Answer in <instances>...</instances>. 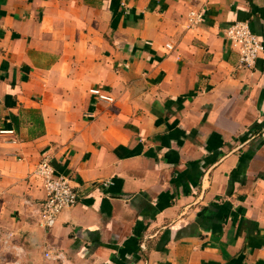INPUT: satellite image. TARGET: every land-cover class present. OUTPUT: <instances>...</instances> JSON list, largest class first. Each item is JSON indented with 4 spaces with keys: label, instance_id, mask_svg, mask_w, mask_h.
I'll return each mask as SVG.
<instances>
[{
    "label": "crops",
    "instance_id": "0c3cea01",
    "mask_svg": "<svg viewBox=\"0 0 264 264\" xmlns=\"http://www.w3.org/2000/svg\"><path fill=\"white\" fill-rule=\"evenodd\" d=\"M236 21L264 40V0H0V264H264V51L240 65ZM46 156L78 193L50 228Z\"/></svg>",
    "mask_w": 264,
    "mask_h": 264
},
{
    "label": "built area",
    "instance_id": "2783aa9c",
    "mask_svg": "<svg viewBox=\"0 0 264 264\" xmlns=\"http://www.w3.org/2000/svg\"><path fill=\"white\" fill-rule=\"evenodd\" d=\"M194 16L195 13L192 12ZM199 17V14L197 15ZM225 38L239 53L240 65L251 67L255 64L260 53L264 51V40L254 33L247 22L236 21L224 30ZM169 47H171L169 45ZM100 98L110 100L111 97L101 94L98 89L93 90ZM34 174L42 178L45 198L38 205L40 223L50 228L59 214L65 209L73 207L78 202V193L68 175L57 172L48 156L44 157L36 166Z\"/></svg>",
    "mask_w": 264,
    "mask_h": 264
}]
</instances>
